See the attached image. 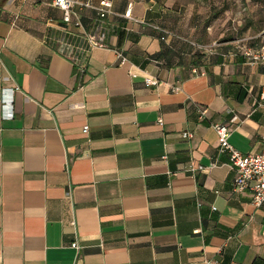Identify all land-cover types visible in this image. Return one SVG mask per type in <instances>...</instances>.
<instances>
[{
    "label": "crops",
    "instance_id": "crops-1",
    "mask_svg": "<svg viewBox=\"0 0 264 264\" xmlns=\"http://www.w3.org/2000/svg\"><path fill=\"white\" fill-rule=\"evenodd\" d=\"M112 3L108 45L124 65L45 43L61 20L48 0H0V100L18 88L14 117L0 113V264H264V205L232 191L211 127L226 124L242 154L262 151L264 65L234 55L235 40L198 48L156 0ZM128 5L146 25L121 16ZM95 17L84 11V25Z\"/></svg>",
    "mask_w": 264,
    "mask_h": 264
},
{
    "label": "built area",
    "instance_id": "built-area-1",
    "mask_svg": "<svg viewBox=\"0 0 264 264\" xmlns=\"http://www.w3.org/2000/svg\"><path fill=\"white\" fill-rule=\"evenodd\" d=\"M48 3L61 11V20L58 26L59 33L46 34L44 37L45 43L56 45L58 51L73 62L77 59L76 53L83 51L88 54L95 49L111 50L119 65H124L128 61L121 49H111L108 45L110 28L106 20L114 13L112 0H97L96 2L93 0H48ZM86 10L94 12L96 16L93 24L88 27L83 22V13ZM121 16L137 23L147 24L145 20L132 16L130 5L127 6ZM153 28L162 34L161 39L173 36L172 32L162 26H153ZM257 38L260 39V42L254 44ZM234 40L235 44L232 50L234 55L241 57L248 65H264V29L259 35L240 37ZM195 46L200 49L211 48L210 46L206 48L198 44H195ZM144 82L149 85H156L158 84V78L146 75ZM17 89V87H3L1 89L0 113L2 119H12L14 117L13 95ZM171 89L177 92L180 90V86L173 85ZM256 108L264 110V91L261 93L260 102ZM204 112L205 110H201V114H204ZM159 123H161V119H159ZM211 127L217 134L218 152L228 153L230 165L235 171L232 191H249L252 195V205L255 208L262 207L264 205V146L259 153L242 154L229 143L230 128L226 124L214 123L211 124ZM82 131L87 133L88 125H84ZM181 136L186 139L191 138L192 133L184 131ZM214 166V161L207 166L190 162L184 170L194 175L198 172H206ZM70 246L77 251L80 249L76 241L72 242ZM206 263L218 264L216 260L207 261Z\"/></svg>",
    "mask_w": 264,
    "mask_h": 264
},
{
    "label": "rangeland",
    "instance_id": "rangeland-1",
    "mask_svg": "<svg viewBox=\"0 0 264 264\" xmlns=\"http://www.w3.org/2000/svg\"><path fill=\"white\" fill-rule=\"evenodd\" d=\"M156 2L172 10V14L179 12L177 14H180L179 19L183 22L178 31L182 35L194 37L193 40L206 48L210 46L214 49L221 43L232 41L234 38L253 36L264 29V0H156Z\"/></svg>",
    "mask_w": 264,
    "mask_h": 264
}]
</instances>
